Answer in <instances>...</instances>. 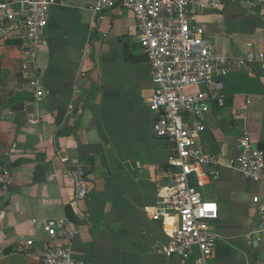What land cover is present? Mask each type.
I'll return each instance as SVG.
<instances>
[{"label":"crops","instance_id":"0c3cea01","mask_svg":"<svg viewBox=\"0 0 264 264\" xmlns=\"http://www.w3.org/2000/svg\"><path fill=\"white\" fill-rule=\"evenodd\" d=\"M93 3L53 0L37 56L40 101L20 67L16 26L0 22V169L12 174L7 192L0 189V264H40L27 243L42 244L48 220L77 228L73 255L84 264H198V249L185 261L157 251L177 225L151 215L167 194L173 145L154 132L157 114L148 100L155 85L136 18L117 7L98 21ZM197 23L218 53H264V0H224L221 11L205 10ZM223 82L227 103L213 104L202 144L226 163L220 160L217 179L193 176L191 183L218 204L211 262L264 264L253 203L264 197V182L229 168L245 131L264 151V62ZM78 165L88 173L90 194L74 202Z\"/></svg>","mask_w":264,"mask_h":264},{"label":"built area","instance_id":"2783aa9c","mask_svg":"<svg viewBox=\"0 0 264 264\" xmlns=\"http://www.w3.org/2000/svg\"><path fill=\"white\" fill-rule=\"evenodd\" d=\"M53 0H0V22L16 26L21 42L20 67L28 87L37 100L45 95L37 74L38 50L46 44L45 33ZM117 7L131 11L138 24V37L152 70L155 93L148 100L157 114L154 132L157 138L173 145L167 194L152 211V219H176L168 244L157 251L167 258L191 259L198 249V264L211 262L219 235L211 222L218 218V204L204 200L193 176L212 174L217 179L219 157L206 153L202 136L208 129L213 104L225 105L224 78L245 70L251 64L264 62L263 52L241 54L235 48L228 54L218 53L197 17L205 10L221 11L224 0H94L90 9L102 21L105 13ZM247 131L239 143V155L229 168L258 182H264V152L254 149ZM51 176L49 181H54ZM74 202L90 194L88 173L83 165L72 172ZM12 183L11 171L0 169V189L7 192ZM198 186L201 183L198 182ZM259 212L256 233L264 241V197H254ZM47 238L41 245L30 240L40 264H84L74 258L73 242L79 231L68 220H48Z\"/></svg>","mask_w":264,"mask_h":264},{"label":"water","instance_id":"95a60500","mask_svg":"<svg viewBox=\"0 0 264 264\" xmlns=\"http://www.w3.org/2000/svg\"><path fill=\"white\" fill-rule=\"evenodd\" d=\"M15 109L16 110H23L24 109V106H19V107H16ZM253 147H254V149H258L257 146H256V144H254ZM220 160H221V162L226 163L224 160H222V158H220Z\"/></svg>","mask_w":264,"mask_h":264},{"label":"trees","instance_id":"16d2710c","mask_svg":"<svg viewBox=\"0 0 264 264\" xmlns=\"http://www.w3.org/2000/svg\"><path fill=\"white\" fill-rule=\"evenodd\" d=\"M20 44H21V42H20ZM0 71H1V67H0ZM227 103V101H226V99H225V104ZM262 152H264V151H262Z\"/></svg>","mask_w":264,"mask_h":264}]
</instances>
